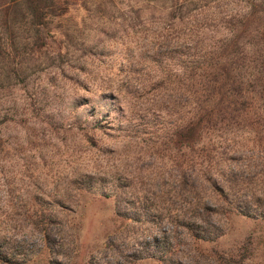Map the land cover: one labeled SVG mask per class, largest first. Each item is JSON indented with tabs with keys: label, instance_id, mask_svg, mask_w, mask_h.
Returning a JSON list of instances; mask_svg holds the SVG:
<instances>
[{
	"label": "rangeland",
	"instance_id": "obj_1",
	"mask_svg": "<svg viewBox=\"0 0 264 264\" xmlns=\"http://www.w3.org/2000/svg\"><path fill=\"white\" fill-rule=\"evenodd\" d=\"M215 2L203 21L155 17L128 37L99 34L103 19L81 4L52 20L38 56L64 47L62 57L0 88V264H264V223L219 214L211 231L220 236L197 241L165 221L132 220L136 206L113 198L120 186L158 191L172 147L160 142L169 117L156 101L229 40L245 10ZM240 40L243 51L254 43Z\"/></svg>",
	"mask_w": 264,
	"mask_h": 264
},
{
	"label": "trees",
	"instance_id": "obj_2",
	"mask_svg": "<svg viewBox=\"0 0 264 264\" xmlns=\"http://www.w3.org/2000/svg\"><path fill=\"white\" fill-rule=\"evenodd\" d=\"M215 1L221 0H0V88L62 57L64 47L50 57L38 53L54 38L52 20L73 5L103 19L99 34L128 37L155 17L169 26L203 21ZM237 1L245 10L231 25L229 40L201 55V65L185 66L175 95L156 101L169 117L160 142L172 147L158 191L137 196L120 186L113 196L136 206L132 220L154 227L165 221L197 241L220 236L211 231L219 214L264 223V0ZM110 19L116 22L107 27ZM242 36L254 40L249 51L239 50ZM138 93L126 88L134 100L142 98Z\"/></svg>",
	"mask_w": 264,
	"mask_h": 264
}]
</instances>
